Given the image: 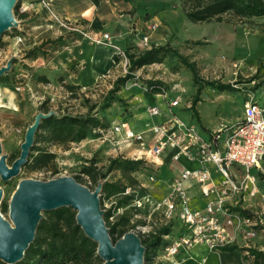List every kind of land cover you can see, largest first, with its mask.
<instances>
[{"label":"rangeland","instance_id":"1","mask_svg":"<svg viewBox=\"0 0 264 264\" xmlns=\"http://www.w3.org/2000/svg\"><path fill=\"white\" fill-rule=\"evenodd\" d=\"M161 3H152L149 15H141L144 21H148L150 17L153 21L145 24L138 34L139 38L148 37L151 48H166L159 54L160 59L139 69L135 68L132 72L129 71L128 64L121 65L120 60H116L115 63L119 64L117 74L102 87H94L95 90L90 91L92 95L87 96L86 89L70 92L65 87L66 84L61 83L59 79L51 80L45 75H40L29 67V61L22 62L24 54L31 48L25 49L18 42L17 38L21 37L22 32L18 31L19 19L13 13L14 26L0 37V67L14 60L11 63L12 70L7 73V86H0V156L5 157L8 166L20 152L27 127L40 112L46 114L47 111V114L53 115H91L105 124L128 119L138 125V120L144 114V107L157 104L165 106L169 100L177 99L178 105L173 109L178 115L192 119L209 130L231 125L239 120L245 99H252L264 105V33L260 32L264 18H254L241 24L193 23L185 18L179 0H169L166 6ZM163 10L164 20L161 21L158 15ZM13 35V42L9 47H5V37ZM120 49L135 55L147 50L138 45L131 48L121 46ZM174 51L194 64L197 71L196 82L192 80L190 69L178 59ZM127 74L132 78L124 84L114 85V82ZM154 84L161 88L159 93H163L165 97L154 95L151 89ZM114 86L116 91H113ZM218 86H228V89L219 90ZM18 87L20 89L16 90ZM197 88L200 89L199 101L192 109V99ZM202 116L208 119L207 123L202 121ZM143 118L148 117L145 115ZM85 140L58 146L40 138L37 146L54 152V166L31 172L20 171L18 175L5 181L0 179L1 215L8 219L11 195L18 183L24 179L45 181L58 176H78L82 185H88L92 190L98 184L102 186L104 181L126 184L127 180L119 170H108L109 160L115 157L132 160L138 155L135 152L137 147L121 142L119 148H114L109 143L99 141H93L97 145L93 147L90 146L91 143H85ZM86 169L96 176L95 184L91 183L90 175L83 172ZM53 170L56 173L52 175ZM153 171L140 169L131 173V176L152 193L148 177ZM174 171L177 172L178 168L175 167ZM103 174L105 177H101ZM256 177L257 192L247 199L246 210L253 216V226L258 230L252 244L262 246L264 161ZM118 203V198L114 196L102 199L100 209L103 214L106 211L110 213V223L120 217ZM3 206L6 207V212L1 211ZM44 212H41L40 219L47 218ZM130 212V207L126 206L124 214L128 215ZM239 240L243 244L242 247H245L241 237ZM142 264H145L144 255Z\"/></svg>","mask_w":264,"mask_h":264},{"label":"built area","instance_id":"2","mask_svg":"<svg viewBox=\"0 0 264 264\" xmlns=\"http://www.w3.org/2000/svg\"><path fill=\"white\" fill-rule=\"evenodd\" d=\"M37 2L49 11L47 1ZM31 5L24 7L21 3L19 12ZM51 19L59 30L109 46L113 50L112 58L119 59L122 65L128 64L126 52L112 43L109 33L94 32L77 18L52 14ZM140 46L150 48L147 36L140 38ZM155 96L165 97L163 93ZM177 105L175 99L169 100L166 111L158 105L145 107L148 118H160L158 122L145 124V130L150 133L147 140L143 132L133 130L127 121L98 129L99 136L95 139L114 148H119L121 142L135 145L138 155L132 160H141L152 167L154 171L148 177L151 185L158 178V168L169 161L173 176L163 194L148 192L140 182L133 188H124L123 194L132 196L130 207L138 211L132 223H139L129 231L145 237L168 228L169 232L160 235L163 247L154 256L155 262L203 264L206 254L235 244L238 236L248 247L254 245L252 240L258 235L254 219L246 210V201L257 192L256 174L264 160V106L245 99L239 120L204 132L178 115L173 109ZM182 159L193 166L182 164L181 167ZM192 186L197 187L201 204L190 194ZM141 189L145 192L140 193Z\"/></svg>","mask_w":264,"mask_h":264},{"label":"trees","instance_id":"3","mask_svg":"<svg viewBox=\"0 0 264 264\" xmlns=\"http://www.w3.org/2000/svg\"><path fill=\"white\" fill-rule=\"evenodd\" d=\"M19 6L20 2L17 0L13 8V13L18 18L24 17L23 13H19ZM179 6L185 18L193 23L224 22L241 24L254 18H264V0H179ZM261 25L263 28L260 32L264 33V23ZM47 43H53V41L47 40L39 45H34L24 54L23 58L36 59L39 56H44L45 51L42 50V48ZM165 50V47H150L137 55L129 53V51L126 50L129 71L132 72L135 68L139 69L145 65L158 61L160 59L159 54ZM174 54L190 69L192 80L193 82H196L197 71L194 64L188 62L185 57L181 56L176 51H174ZM113 59L116 62V58ZM12 62H14V60H12ZM7 73L0 76V84L3 86H7ZM131 78L132 76L127 74L125 77L114 82V85L118 83L124 84L126 80ZM65 87L70 92L72 90H78L76 87L70 85H66ZM116 89V87L115 89L113 88V91H116ZM151 89L154 95L161 91V88L155 84L153 86L151 85ZM218 89H228V86H218ZM199 90V88L196 89L194 98L192 99V109L199 101ZM45 113L47 114V111H45ZM194 114L197 116L195 111ZM122 121L128 122V119ZM109 126L110 124L102 123L100 119L91 115L72 116L67 114H50L41 120L40 125L34 134L33 145L30 148L27 161L21 167L20 171L31 172L45 169L48 166H54L55 154L46 148L37 146L40 138L46 140L47 143L64 146L68 143H79L89 138L95 139L99 136L96 132L98 129H106ZM18 156L19 153L14 157L12 162ZM107 168L109 171L112 169L119 170L127 180L126 184H122L119 181H104L99 195L101 206L103 197L108 198L114 196L119 200L117 207L123 209V211L120 212L119 219L113 223L109 222L110 213L108 211L103 214L105 225L108 228V234L112 242H115L124 233L128 232L139 223H132L134 215L138 213L137 210L130 207L132 196L123 194L126 186L133 188L137 185V182L131 176V173L137 172L140 169L149 171L152 170V167L141 160L115 157L109 160ZM83 172L90 175L92 184L96 183V176L91 174V170L86 169L83 170ZM55 173L56 171L53 170L52 175ZM101 177H105V174L101 175ZM73 178L78 183L83 184L78 176H73ZM87 187L91 188L88 185ZM143 192H145V190L141 189L140 193ZM126 206L131 209V212L128 215L124 214ZM1 211L6 212V207L3 206ZM44 213L47 215V218L39 220L33 241L25 250L22 260L15 264H101L102 261L96 254V243L86 237L82 229L76 224L75 211L70 207H60L54 210L45 211ZM243 214L247 215L246 212H243ZM254 229L258 231L256 228ZM259 229L263 231L262 228ZM167 232H169L168 228H161L155 235L150 233L147 237L145 236L146 238L140 237L141 244L144 247L145 264H160L155 262L154 256L160 254L163 247L160 235ZM262 243V246L250 245L248 247L230 245L223 247L221 250H238L243 252V259L247 261L248 264H264V234ZM0 264L5 263L0 261Z\"/></svg>","mask_w":264,"mask_h":264},{"label":"crops","instance_id":"4","mask_svg":"<svg viewBox=\"0 0 264 264\" xmlns=\"http://www.w3.org/2000/svg\"><path fill=\"white\" fill-rule=\"evenodd\" d=\"M45 1L49 4V11L42 4H39L37 0L20 1L24 7L32 5L29 9L19 12L23 13L24 17L18 18V31L22 32L18 42L25 49H30L34 45H39L47 40L53 41V43H47L42 48L45 51L44 56L30 60L23 58L22 62L29 61L28 65L33 68L34 72L45 75L51 80L59 79L61 83L74 86L79 91L86 89L88 93L85 95L87 96V94L92 95L90 91L95 90L94 87L98 88L107 84L119 71V64L115 63L112 58L113 50L109 46L81 39L75 34L59 30L55 27L53 21L51 22L52 14L62 18H77L94 32H107L112 37V43L117 46L131 48L134 45H138L140 47L138 34L143 30L145 24L153 21L152 17L148 21H144L141 19V15H149V11L153 6L152 3L155 2L157 4L158 1H161V5L164 6L169 0ZM164 12L165 10L158 15L161 21L164 20L162 18V13ZM14 36L5 37V47L10 46ZM0 86L4 88L3 85ZM259 104L263 105L262 103ZM157 105L163 111H166L167 105ZM145 115L144 107V114L138 120L140 121L138 125L130 121L128 123L133 130L143 132L147 140L150 137V133L145 130V124L152 121L158 122L160 118L145 119L143 118ZM184 119L196 124L204 132L208 130L192 119ZM202 121L207 123L208 119L202 116ZM93 141L98 142L97 140L86 139L85 143H91L90 146L96 147L97 145ZM182 164L186 167L193 166L192 163L186 160L180 162L181 167L183 166ZM170 169L169 161L158 168V179L155 185L150 186L154 195H160L165 192L167 184L173 176ZM189 191L196 203L201 204V197L197 187L192 186ZM239 239L240 237L238 236L236 243L233 245L242 247L243 244ZM243 256V252L238 250H221L206 254L203 264H248L243 259Z\"/></svg>","mask_w":264,"mask_h":264},{"label":"water","instance_id":"5","mask_svg":"<svg viewBox=\"0 0 264 264\" xmlns=\"http://www.w3.org/2000/svg\"><path fill=\"white\" fill-rule=\"evenodd\" d=\"M17 0H0V37L15 24L13 8ZM12 60L0 67V76L11 68ZM49 114L38 113L24 134L19 156L10 166L0 156V179L8 180L19 174L26 163L34 134L40 122ZM101 184L91 190L73 177L58 176L45 181L21 180L11 195L8 204V219L0 212V261L15 264L22 260L25 250L33 241L41 212L60 207H70L76 212V224L86 237L97 245L96 254L101 264H142L144 247L140 237L128 231L112 242L100 209ZM1 202V190H0Z\"/></svg>","mask_w":264,"mask_h":264},{"label":"bare ground","instance_id":"6","mask_svg":"<svg viewBox=\"0 0 264 264\" xmlns=\"http://www.w3.org/2000/svg\"><path fill=\"white\" fill-rule=\"evenodd\" d=\"M20 40V37L18 38V41Z\"/></svg>","mask_w":264,"mask_h":264}]
</instances>
